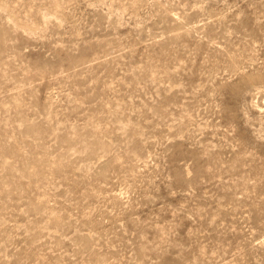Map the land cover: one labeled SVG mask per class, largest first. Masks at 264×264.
Listing matches in <instances>:
<instances>
[{
	"label": "rangeland",
	"instance_id": "obj_1",
	"mask_svg": "<svg viewBox=\"0 0 264 264\" xmlns=\"http://www.w3.org/2000/svg\"><path fill=\"white\" fill-rule=\"evenodd\" d=\"M0 264H264V0H0Z\"/></svg>",
	"mask_w": 264,
	"mask_h": 264
}]
</instances>
